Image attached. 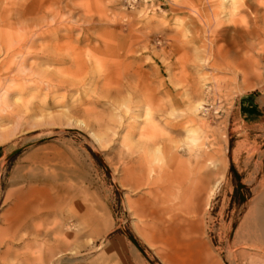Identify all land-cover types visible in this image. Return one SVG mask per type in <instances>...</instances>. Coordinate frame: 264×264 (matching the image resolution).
<instances>
[{
    "label": "rangeland",
    "instance_id": "rangeland-1",
    "mask_svg": "<svg viewBox=\"0 0 264 264\" xmlns=\"http://www.w3.org/2000/svg\"><path fill=\"white\" fill-rule=\"evenodd\" d=\"M22 1L0 0L12 10L0 39L13 35L22 52L7 59L0 46V264L43 246L12 224L15 196L36 174L60 176L69 191L50 188L32 223L78 231L65 253L44 244L52 264H173L133 214L137 200L182 209L178 185L154 186L171 157L184 172L210 173L206 192L218 182L207 207L193 204L203 264H264V241L248 234L250 214H264V7L50 0L20 23ZM58 22L67 30L44 33Z\"/></svg>",
    "mask_w": 264,
    "mask_h": 264
},
{
    "label": "bare ground",
    "instance_id": "bare-ground-1",
    "mask_svg": "<svg viewBox=\"0 0 264 264\" xmlns=\"http://www.w3.org/2000/svg\"><path fill=\"white\" fill-rule=\"evenodd\" d=\"M49 1L50 0H23L20 4L17 3V8L13 10V12H15L14 16H17L18 22H20V20L23 19L25 20L26 18H29L33 15H41L44 12L45 8L47 9V7L49 6L50 4L48 3ZM253 2L256 6V10L264 7L261 3V0H254ZM10 11L12 10H10V6L8 3L1 5L0 27H2L3 23L6 21L5 20L6 15ZM86 15L87 13L85 14V16ZM262 19H264V14L262 16ZM35 22H37V20ZM17 24L19 25V23ZM61 24L62 23L60 22L56 23L52 29L46 27L44 33L48 31L49 32L57 31L62 28L66 29V27L62 26ZM12 37L14 36L9 33H6L4 37L0 39V46L7 59H10L19 54L22 55V52H18L19 50H17V48L19 49L20 47L19 44L14 42L16 41L15 40L16 37L14 38ZM23 60L25 62L24 58ZM170 160L171 161L169 163L168 169L163 172H160L156 177H154L156 179V184L154 186L155 189H157L158 193L167 194L170 190L174 188L173 185H178L180 187L179 191L181 192L183 199L185 200L182 209H180L179 211H175L173 209L168 210L159 202L149 205L146 201L143 202L137 200L136 204L134 205L133 214L138 218L141 226L147 232V235L151 237V241L156 245H158L159 248L167 251L166 254L169 257V261L171 263L203 264V261L199 257V253L197 252L196 249L197 244L190 236V224L196 213V209L193 208V204H197L198 206L204 204V206L207 207V202L211 196L213 189L215 188V185H217L218 182L216 180L212 184L208 192H206L207 186L209 185V179L211 175L210 173L200 170V168L194 169L193 171L190 172H184L181 169H178L176 166H174L175 158L171 157ZM148 178L149 177H147V179ZM61 179L62 178L60 176H56V175L48 176L44 174L43 175L36 174L34 179L35 181H31L30 177L24 179L23 182L24 187L20 189L16 194L15 196L16 205L12 208L13 226L17 228L16 229L17 232L20 231L27 236L33 237V239L30 241L32 245L36 246L37 239H40V242H42V245L44 246V247L42 246V248L38 247L35 251L30 252L28 248H30L31 250V245H28L27 244L28 242L27 243L25 242L22 247L26 248L29 252L23 254L24 256L19 255L21 256L19 259L17 257L18 255L16 256L15 259L18 260L17 261L18 264H52L51 259L54 258V255L51 252L52 248L45 247L44 244L50 243L56 246L55 251L56 250L58 251L56 253L54 252V254H62L70 250L71 248L70 243H72V240L75 239V234L78 232L75 224L70 225L69 223H67L66 220H64L63 223H65V225L64 226L57 225V229L62 230V228H64L63 232L65 234L63 236H57L55 235V231L49 233L47 231L41 230L40 225H38L37 221H35L36 223L33 224L32 223L33 217L31 216L32 209L34 208L35 205H38L39 203H41L44 207L50 205L51 198L50 196H48V191L50 190V188L56 194H59V192H61L63 194H67V196L66 195L65 196L68 197L69 190H65L59 185ZM149 182L150 180H147L145 183L149 185L150 184ZM140 183L139 185H135V184L134 185L140 186ZM146 184L143 185L147 186ZM43 213L48 215V213L45 210ZM191 214L192 217H190ZM74 217H73L74 223H76L77 218ZM248 221L252 225H254V229L250 230L251 232H248V234L254 237L255 239L261 240L263 242L264 241L263 211L260 210L253 212V214L251 213ZM10 224L11 223H9V225ZM250 236L247 237L250 238ZM0 238L4 239L1 237V235ZM248 241L250 240L248 239Z\"/></svg>",
    "mask_w": 264,
    "mask_h": 264
}]
</instances>
